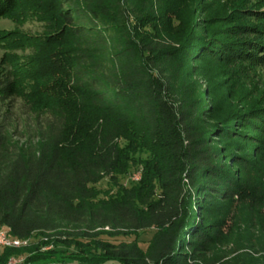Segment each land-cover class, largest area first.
<instances>
[{
    "label": "trees",
    "instance_id": "1",
    "mask_svg": "<svg viewBox=\"0 0 264 264\" xmlns=\"http://www.w3.org/2000/svg\"><path fill=\"white\" fill-rule=\"evenodd\" d=\"M137 5L139 0H0V19L18 23L29 16L41 28L28 36L0 33V230L20 242L38 238L22 249L3 247L0 264L20 256L22 264H192L191 251L222 238L219 224L195 223V197L207 213L223 203L247 207L244 225L253 224L256 236L224 264H264L252 255L264 252L258 251L264 160L237 158L252 170L244 181L223 169L221 153L208 146L198 124L213 109L187 73L193 64L250 56L256 43L247 50L233 42L248 34L263 37L264 15H258L259 30L253 23L211 42L192 28L182 30L177 11L150 7L144 18ZM173 20L179 24L172 26ZM237 121L246 133L228 124L215 134L249 143L260 136V154L264 112ZM137 150L147 153L139 178L121 188L118 177ZM104 178L117 191L97 199L92 186ZM146 229L155 232L144 249L136 237L117 245L104 240ZM50 244L58 249L42 250Z\"/></svg>",
    "mask_w": 264,
    "mask_h": 264
},
{
    "label": "rangeland",
    "instance_id": "2",
    "mask_svg": "<svg viewBox=\"0 0 264 264\" xmlns=\"http://www.w3.org/2000/svg\"><path fill=\"white\" fill-rule=\"evenodd\" d=\"M139 1L141 2V6L137 5V11L138 9L139 11L140 9L147 11L146 9L150 7L157 10L158 13L159 11L162 13L166 11L170 12L171 10L177 11L183 17L182 30L192 28L199 32L195 35L198 36V34L203 33L202 35H204L206 41L211 40V42L225 39L234 29L253 26V23L256 25L254 29L259 30L260 22L258 15H264V0ZM146 2L147 5H144ZM145 11L142 13V17L144 18L149 13ZM162 20L165 22V19ZM171 23L172 26L179 24L176 20L171 21ZM40 30V23L29 16L18 23L8 18L0 19V33H17L28 36L39 33ZM180 32L182 35L186 33L185 31ZM247 39L248 41H246ZM233 43L239 47L247 45L244 47L247 50L254 43L259 47L257 50L251 49L250 56H239L232 60V62L213 59L201 64H193L194 67L187 70V73L194 75L190 83H192L194 88H197V95L201 97L209 112L213 109L207 117L200 116L201 120L198 121V124L203 129V136L208 146L219 150L218 152L222 156L219 163L226 172L236 180L242 178L244 181L247 176L251 177L252 170L241 168L237 164L238 159L242 158L250 164H261L264 160V150L260 154H257L261 146L256 143V140L260 141L262 138L256 136L257 139L252 140L250 143L243 142L240 138L225 140V138H220L215 132L217 131V127L231 124L234 131L246 133L240 129L237 119L239 117H246L249 114L264 112V35L256 40L253 34H248ZM14 53L19 54V52ZM2 55L3 50L0 48V59ZM216 120H219V122H215ZM132 157L135 159V162L130 164L128 171L124 175L118 177L117 185L121 188H130L138 180L139 172L137 169H140L139 161L147 158V153L137 150ZM185 188H187V185ZM92 189L97 194V199L110 197L116 194L117 191V188L112 186L107 178L92 186ZM200 199L195 197L191 201L190 209H192L191 212L193 211L195 223L203 227L211 226L215 223L219 224L221 227V236L219 237L222 238H218L219 241L205 247L202 251H191V262L192 264H218L219 262L224 264L241 253H233L237 247L245 245L246 241L256 236L257 231L251 230L253 224H249L248 228L244 225L246 223V216L250 212L247 207H242V204L231 202L223 203L221 207L207 213L200 209V206L205 205ZM262 211L264 213V206L262 207ZM244 229H247V232L243 233ZM103 230L111 232L109 228H104ZM154 232L155 229H146L137 232L134 236L117 237L114 239L104 237V240L117 245L120 242H130L136 237L140 248L144 249ZM0 234V238L7 241L6 247L8 248L22 249L38 241V238L34 237L32 240L19 241L17 244L15 243V239L8 238L5 231L0 230ZM52 246L50 244L43 247L42 250L58 249ZM259 247L258 251H264V237L261 239ZM245 252V254H251L249 251ZM252 255L255 258H264V252H253ZM24 257L20 256L11 259L21 260L20 264H22ZM14 260L10 264H13ZM193 260L195 263H193ZM51 263V261H46L41 264Z\"/></svg>",
    "mask_w": 264,
    "mask_h": 264
},
{
    "label": "built area",
    "instance_id": "3",
    "mask_svg": "<svg viewBox=\"0 0 264 264\" xmlns=\"http://www.w3.org/2000/svg\"><path fill=\"white\" fill-rule=\"evenodd\" d=\"M7 245V241L0 238V249Z\"/></svg>",
    "mask_w": 264,
    "mask_h": 264
},
{
    "label": "water",
    "instance_id": "4",
    "mask_svg": "<svg viewBox=\"0 0 264 264\" xmlns=\"http://www.w3.org/2000/svg\"><path fill=\"white\" fill-rule=\"evenodd\" d=\"M12 260H14V259H10V260L8 261V264H10V262H11ZM14 261H15V264H20V262H21V260H17V259H15Z\"/></svg>",
    "mask_w": 264,
    "mask_h": 264
},
{
    "label": "bare ground",
    "instance_id": "5",
    "mask_svg": "<svg viewBox=\"0 0 264 264\" xmlns=\"http://www.w3.org/2000/svg\"><path fill=\"white\" fill-rule=\"evenodd\" d=\"M1 235V234H0ZM3 236V235H2ZM6 237V236H5ZM9 238V237H8ZM9 241V240H8ZM16 242L15 243H19V241H17V240H15ZM21 244V243H20ZM25 245V244H24ZM6 247V246H5ZM15 262H13V264H14Z\"/></svg>",
    "mask_w": 264,
    "mask_h": 264
}]
</instances>
